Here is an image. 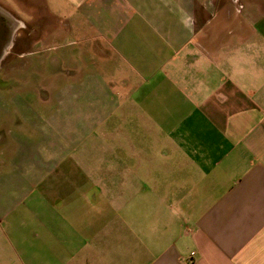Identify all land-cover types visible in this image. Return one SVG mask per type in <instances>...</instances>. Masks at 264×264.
Segmentation results:
<instances>
[{"label": "crops", "instance_id": "crops-1", "mask_svg": "<svg viewBox=\"0 0 264 264\" xmlns=\"http://www.w3.org/2000/svg\"><path fill=\"white\" fill-rule=\"evenodd\" d=\"M45 2L81 62L0 135V264H264V0Z\"/></svg>", "mask_w": 264, "mask_h": 264}, {"label": "rangeland", "instance_id": "rangeland-1", "mask_svg": "<svg viewBox=\"0 0 264 264\" xmlns=\"http://www.w3.org/2000/svg\"><path fill=\"white\" fill-rule=\"evenodd\" d=\"M45 4V0H0V9L11 18L16 28L10 47L13 40L17 39L15 46L12 49L8 47L0 62V67L3 68L0 69V135L8 139L12 134L16 137L21 128L17 125V119H30L33 108L44 112L41 101L50 93L44 80L58 82V74L64 69V53L70 56L69 66L81 62V58L75 56L81 41L75 33L74 24H68L57 12L47 13ZM27 33L39 37V40L28 41ZM19 51H24L20 64L28 65L29 69L18 70L11 76L5 70H9V65L16 56L14 52ZM58 59L62 61L58 62ZM49 66V72L44 75L37 70L33 71V67L41 69ZM23 128L26 131V126ZM27 130L28 141H37L32 128ZM1 157L5 159V156ZM9 256L10 251H7V259Z\"/></svg>", "mask_w": 264, "mask_h": 264}, {"label": "water", "instance_id": "water-1", "mask_svg": "<svg viewBox=\"0 0 264 264\" xmlns=\"http://www.w3.org/2000/svg\"><path fill=\"white\" fill-rule=\"evenodd\" d=\"M11 22V18L0 9V61L12 42L13 34L16 31L14 22Z\"/></svg>", "mask_w": 264, "mask_h": 264}, {"label": "built area", "instance_id": "built-area-1", "mask_svg": "<svg viewBox=\"0 0 264 264\" xmlns=\"http://www.w3.org/2000/svg\"><path fill=\"white\" fill-rule=\"evenodd\" d=\"M195 254V252L193 251L191 254V257L188 259L189 262H191L193 260V255Z\"/></svg>", "mask_w": 264, "mask_h": 264}, {"label": "flooded vegetation", "instance_id": "flooded-vegetation-1", "mask_svg": "<svg viewBox=\"0 0 264 264\" xmlns=\"http://www.w3.org/2000/svg\"><path fill=\"white\" fill-rule=\"evenodd\" d=\"M14 45H15V43H14ZM14 45H11V47L10 48H12V47H14ZM10 53V52H9ZM3 61V58H2V60L0 61V62H2Z\"/></svg>", "mask_w": 264, "mask_h": 264}, {"label": "bare ground", "instance_id": "bare-ground-1", "mask_svg": "<svg viewBox=\"0 0 264 264\" xmlns=\"http://www.w3.org/2000/svg\"><path fill=\"white\" fill-rule=\"evenodd\" d=\"M9 47H10V45H9Z\"/></svg>", "mask_w": 264, "mask_h": 264}]
</instances>
